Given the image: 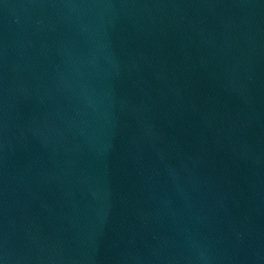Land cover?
Returning <instances> with one entry per match:
<instances>
[{
	"label": "water",
	"instance_id": "1",
	"mask_svg": "<svg viewBox=\"0 0 264 264\" xmlns=\"http://www.w3.org/2000/svg\"><path fill=\"white\" fill-rule=\"evenodd\" d=\"M4 264H264V0H0Z\"/></svg>",
	"mask_w": 264,
	"mask_h": 264
}]
</instances>
